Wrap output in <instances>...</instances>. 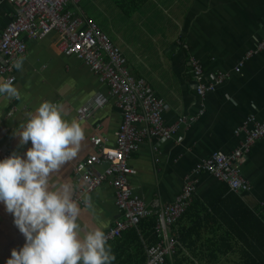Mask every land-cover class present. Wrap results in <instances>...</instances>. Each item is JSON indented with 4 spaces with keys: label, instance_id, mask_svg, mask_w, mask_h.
Listing matches in <instances>:
<instances>
[{
    "label": "crops",
    "instance_id": "obj_1",
    "mask_svg": "<svg viewBox=\"0 0 264 264\" xmlns=\"http://www.w3.org/2000/svg\"><path fill=\"white\" fill-rule=\"evenodd\" d=\"M15 16L16 7L7 0H0V32ZM130 17L137 20L140 30L135 38L133 35L127 39L122 37L126 50L136 40V51L141 52L136 57L137 63L132 66L131 59L112 43L126 58L132 76L145 80L165 102V125L172 126L179 118L199 115L192 126H182L172 140L147 139L140 145L138 152L128 159V164L136 170L129 178L130 185L151 207L156 202H174L188 179L195 180L196 192L191 206L195 199H202L221 184L209 173L195 174V166L218 150L233 152L244 140L243 134L235 133L247 118L264 120V52L234 69L264 38V0H149ZM121 18L124 20L123 16ZM57 40L56 33L39 41L25 40L27 51L23 66L15 71L14 86L20 92V99L0 96V160L13 152L24 157L32 146L31 141L21 145L14 133L21 130L29 114L42 102L61 105L65 119H74L82 125L85 139L77 157L58 174H53L50 183L70 182L75 188L74 198L82 209L79 222L82 226L102 227L106 233L123 219L115 203L112 179L81 195L79 191L84 183L74 175L73 166L99 152L97 144L92 142L94 137L102 138L104 146L116 145L122 113L111 99L108 85L83 63L62 55ZM191 58L204 67L207 82L219 75H229V79L205 100L196 93ZM6 79L7 76H0V81ZM96 94L107 98L109 103L87 122H80L77 111ZM106 168L107 164L93 166L92 173L101 174ZM238 169L241 178L251 186L250 192L239 194L240 198L264 217L261 206L264 201V140L253 144ZM85 196L91 198V208L85 207ZM13 221L12 214L0 203V264H6L13 248L19 250L25 243ZM178 229L179 220L170 228L172 238ZM113 264H118V260Z\"/></svg>",
    "mask_w": 264,
    "mask_h": 264
},
{
    "label": "built area",
    "instance_id": "obj_2",
    "mask_svg": "<svg viewBox=\"0 0 264 264\" xmlns=\"http://www.w3.org/2000/svg\"><path fill=\"white\" fill-rule=\"evenodd\" d=\"M67 2L68 0H28L33 16L23 21L18 19L0 32V76H7L6 80L11 79L14 84L13 54L24 50L25 40L39 41L56 33L57 48L62 55L78 60L109 82L111 99L116 101L122 113V124L116 133L114 147L104 146L102 138L94 137L92 142L97 144L99 152L73 166L74 175L84 183L79 193L84 195L92 192L107 179H112L115 203L123 219L106 231L109 244L121 239L126 231L138 228L142 220L157 215V231L161 240L159 244L147 249V264H165L166 259H171L170 256L174 255L178 243L170 236V228L185 214L189 205L186 204L184 196H177L172 203L156 202L151 207L147 206L131 188L129 178L136 174V170L128 164V159L138 152L140 145L147 139H159L161 142L172 140L182 126H192L199 115L179 118L175 125L166 126L164 114L167 106L162 98L155 97L144 88V82L136 84L130 78L118 48L92 20L75 12L62 14ZM263 52L264 38L253 51L243 56L234 69L243 67L245 62ZM192 74L196 93L203 100L224 79L220 77L215 84L208 87L203 83L201 68L195 67ZM108 103V99L96 94L77 111L79 121L87 122ZM235 134H243L244 140L233 152L218 150L209 158L202 159L193 172L209 173L219 182H227L232 193L239 195L251 190L250 184L241 178L238 167L243 156L251 152L253 144L264 140V120L258 121L249 117ZM8 156L10 155H4V158ZM101 164H107L105 171L101 174L92 173L93 166ZM186 189L195 190L196 181L188 179ZM261 206L264 212V201Z\"/></svg>",
    "mask_w": 264,
    "mask_h": 264
},
{
    "label": "clouds",
    "instance_id": "obj_3",
    "mask_svg": "<svg viewBox=\"0 0 264 264\" xmlns=\"http://www.w3.org/2000/svg\"><path fill=\"white\" fill-rule=\"evenodd\" d=\"M23 57L14 68L21 70ZM0 96L20 99L11 79L0 81ZM14 135L31 141L24 157L13 152L0 160V203L12 214L24 245L11 250L6 264H113L116 257L102 227L79 222L80 202L70 182L50 183L74 160L85 139L82 125L64 118L61 105L44 101ZM83 203L91 208V198ZM119 240V239H118Z\"/></svg>",
    "mask_w": 264,
    "mask_h": 264
},
{
    "label": "trees",
    "instance_id": "obj_4",
    "mask_svg": "<svg viewBox=\"0 0 264 264\" xmlns=\"http://www.w3.org/2000/svg\"><path fill=\"white\" fill-rule=\"evenodd\" d=\"M114 1L132 14L149 0ZM157 228L158 216L153 215L110 243L118 264H147V249L161 240ZM173 235L178 243L165 264H264V217L227 184L195 199Z\"/></svg>",
    "mask_w": 264,
    "mask_h": 264
},
{
    "label": "rangeland",
    "instance_id": "obj_5",
    "mask_svg": "<svg viewBox=\"0 0 264 264\" xmlns=\"http://www.w3.org/2000/svg\"><path fill=\"white\" fill-rule=\"evenodd\" d=\"M80 8L90 20L98 24V28L113 43L115 42L118 45L120 50L126 54V57L131 59L132 66L135 65L137 63L135 61L136 57H139L141 52L136 51L138 48L136 40L130 43V47L126 50L124 37L125 39L132 38L131 36L133 35L135 38L136 33L140 30L137 20L131 18V14L124 11L123 7L118 6L114 0H84L80 3ZM121 16H123L124 20H122Z\"/></svg>",
    "mask_w": 264,
    "mask_h": 264
},
{
    "label": "bare ground",
    "instance_id": "obj_6",
    "mask_svg": "<svg viewBox=\"0 0 264 264\" xmlns=\"http://www.w3.org/2000/svg\"><path fill=\"white\" fill-rule=\"evenodd\" d=\"M7 1L10 2L11 4H13V5L16 7V16H15V18L12 20V22H11L9 25L15 23L18 19H20V20L23 21V20H25L27 17L33 16V12H32V10H31L30 7H29L28 0H7ZM83 1H84V0H78V1L68 0V2L66 3V5L64 6V8H63V10H62V14L67 13V12H75V13H78V14H80L81 16H84V17L86 18V16L84 15V13H83V12L80 10V8H79L80 3L83 2ZM71 7H75L76 9H71ZM9 25H8V26H9ZM8 26H7V27H8ZM184 47L186 48V50H189V47H188V46L185 45ZM117 48H118V47H117ZM118 50H119V48H118ZM26 51H27V45L25 46L24 50H23L21 53H15V54H13V57H12V56H11V57H12L14 63H15L19 58L24 57L25 54H26ZM119 53H120L122 59L125 61V62H124V68L128 71V74H129L130 78H131L132 80H134L136 84H138V83H140V82H144V88H146L147 90L151 91V93H152L155 97L160 98L159 95H158V94H157V93H156V92H155V91L149 86V84H148L145 80H142V79H135V78L132 76V73H131V70H130V68H129V66H128V63H127L126 58L124 57V55L121 53L120 50H119ZM190 66H191V71H193V69H194L195 67H199V68H201V71H202V74H203V83H204L206 86H208V87H209L210 85H212V84H215L216 79H219L220 77H224V79H223L222 83L218 84V85L215 87V89H216L217 87H219V86H222V85H223V84L229 79V75H228V74H223V75H219V76H217V78L213 79L212 81L207 82V80H206V75H205V71H204V67L201 65V63H200L199 61H197V60L194 59V58H191V59H190ZM89 70H90V69H89ZM15 71H16V68H15ZM15 71H14V74H15ZM90 71H91V70H90ZM91 72H92L94 75H96L98 78H100V80H101L103 83L107 84L108 87H109V89H110V92H111V87H110V85H109V82L106 81V80H104L100 74H96V73H94L93 71H91ZM215 89H214V90H215ZM212 92H214V91H212ZM212 92H210V93H212ZM210 93H208V94H210ZM104 98H105V97H104ZM106 99H107V98H106ZM187 182H188V181H187ZM187 182H186V184H185V186H184V189H183L182 193H181L179 196H184V197H185V202H186V204H188V205L190 206V204H191V202H192V200H193V198H194V195H195L196 189L193 190V191H189L188 189H186ZM221 183H223V184H227V185L229 186L230 190H231V187H230V185H229L227 182L223 181V182H221ZM231 191H232V190H231Z\"/></svg>",
    "mask_w": 264,
    "mask_h": 264
}]
</instances>
